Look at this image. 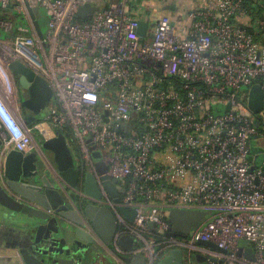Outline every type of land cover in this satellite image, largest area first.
<instances>
[{
    "label": "built area",
    "instance_id": "obj_1",
    "mask_svg": "<svg viewBox=\"0 0 264 264\" xmlns=\"http://www.w3.org/2000/svg\"><path fill=\"white\" fill-rule=\"evenodd\" d=\"M85 5L89 14L77 16ZM148 5L0 0V30L10 34L0 40V176L10 150L36 147L38 126L20 115L8 70L19 61L52 91L40 134L50 125L73 137L76 162L100 193L94 202L113 211L118 235L135 238L132 255L149 261L180 248L187 262L198 254L205 264H264V169L250 161L252 139H264V104L256 115L247 106L253 85L264 95V0H204L185 27L168 15L151 18ZM39 7L48 18L42 38L32 19L35 9L39 23ZM119 208L133 211V221ZM171 210L205 216L180 238L169 232Z\"/></svg>",
    "mask_w": 264,
    "mask_h": 264
},
{
    "label": "water",
    "instance_id": "obj_2",
    "mask_svg": "<svg viewBox=\"0 0 264 264\" xmlns=\"http://www.w3.org/2000/svg\"><path fill=\"white\" fill-rule=\"evenodd\" d=\"M35 12L32 10L33 25L42 38ZM89 12L90 5H85L78 9L77 16L84 18ZM154 25L151 23V27ZM146 29L147 24L140 23L138 34L143 36ZM8 70L14 75L17 86L26 93L21 102L29 112L25 124L37 122L52 98L51 88L42 77L19 61L11 62ZM263 104V92L255 84L250 88L247 106L256 115L261 112ZM31 138L36 146L34 150L30 153L10 150L0 176V206L4 219L35 233L34 238H26L27 243L20 250L24 264H90L89 258L99 250L100 244H104L113 256L109 264H147L143 254L131 253L135 238L130 234L118 235L119 224L113 211L95 204L100 193L93 175L87 172L83 186L77 185L79 165L63 132L55 130L52 137L43 140L35 139L31 133ZM45 151L52 156L48 168L55 175L54 182L38 164ZM102 180L114 202L119 203L115 181L106 175ZM118 211L133 221V211L124 208ZM204 216L202 212L171 210L168 213L169 232L187 238ZM200 244L216 248L210 243ZM164 257L161 264H183L180 248L169 250ZM195 259L199 264L205 262V258L198 254Z\"/></svg>",
    "mask_w": 264,
    "mask_h": 264
},
{
    "label": "crops",
    "instance_id": "obj_3",
    "mask_svg": "<svg viewBox=\"0 0 264 264\" xmlns=\"http://www.w3.org/2000/svg\"><path fill=\"white\" fill-rule=\"evenodd\" d=\"M148 3L149 5L146 6L147 11H151L153 8L156 7H160L161 9L165 7L164 5H167L168 11L175 10L177 6L186 7L185 12L187 14V12L192 8L202 5L204 3V0H179L175 3L172 0H163L162 3H160L159 0H148ZM52 136L53 134L50 133L47 138H50ZM262 142L263 139L261 137L256 136L252 139L250 161L252 167H262V169H264V160L259 158L258 154L256 153V149H254L253 147V144H256L258 146L259 143ZM254 152L256 153V155L253 154ZM42 166L47 172L46 174L48 175L50 181L54 182L55 175L53 171L43 163ZM34 235V231H27L24 228L15 226L12 223L7 222L2 215L0 206V264H24L20 255V250L23 247V244L27 243L26 238H34ZM98 249L99 250L94 251V253H92L91 257L89 258L90 264H109L110 260L113 259L111 252L107 249L104 244H100Z\"/></svg>",
    "mask_w": 264,
    "mask_h": 264
},
{
    "label": "rangeland",
    "instance_id": "obj_4",
    "mask_svg": "<svg viewBox=\"0 0 264 264\" xmlns=\"http://www.w3.org/2000/svg\"><path fill=\"white\" fill-rule=\"evenodd\" d=\"M160 3L163 2V0H159ZM174 3L179 0H172ZM165 7L162 8V9H165V13H167L171 18L172 20L175 22V24L177 25V27H185L186 26V23H187V20H186V7H180V6H177V8L173 11H168L167 10V5H164ZM162 9L160 11L159 14H162ZM38 16H39V24L41 26V29H42V32L44 33L46 30H47V22H48V18L45 14V10L42 9L41 7L38 8ZM8 38H10V34L8 33H5V32H1L0 30V40L1 41H6ZM15 92L17 93V97H18V92L16 90V86H15ZM45 113V112H44ZM44 113L40 115V118L37 120L36 124H37V129L33 132V136L35 139H37V137L39 136L40 138L42 137V135L40 134V131L43 129V118H44ZM23 116V115H22ZM259 118L261 120H264V108L259 116ZM258 123V120L254 119V124ZM48 132H51L53 134L54 130L53 128L49 125V128L46 130V134H45V138H47L50 133ZM41 139H44L41 138ZM68 143H69V146H70V149H71V152L73 154V157L75 158L76 161L79 160V154L77 152V149H76V146H75V141L73 139L72 136L68 137ZM253 147L254 149H256V153L258 154L259 158L264 160V139H263V142L262 143H259V145L257 146L256 144H253ZM256 153L254 152L253 154L256 155ZM146 241L147 242H150L152 244L154 243H158L157 240H155L154 238H152L151 236H146ZM153 252H157V246L153 247L152 248ZM164 252V255L168 252L167 250H163Z\"/></svg>",
    "mask_w": 264,
    "mask_h": 264
},
{
    "label": "flooded vegetation",
    "instance_id": "obj_5",
    "mask_svg": "<svg viewBox=\"0 0 264 264\" xmlns=\"http://www.w3.org/2000/svg\"><path fill=\"white\" fill-rule=\"evenodd\" d=\"M17 92H18V106H19V112H20V115L22 116V118H26L29 116V112L23 108L21 106V102H22V97L26 95L25 91H21L18 89L17 87ZM38 120V119H37ZM32 152V151H31ZM51 159H52V156L49 152L45 151L43 155L40 156V159H39V166H42V163L46 166H49L48 164H50L51 162ZM87 173V168L86 166L80 162L79 164V177H78V186L79 187H82L83 186V179H84V175ZM79 201V200H78ZM171 250V249H170ZM169 251V250H167ZM185 252H183V257H185ZM164 252L162 251V249H159L158 250V253H156L155 256H153L149 261H147V264H161L164 260ZM190 260L187 262L185 258H183V264H199L196 259H195V255H190ZM205 264V263H203Z\"/></svg>",
    "mask_w": 264,
    "mask_h": 264
},
{
    "label": "trees",
    "instance_id": "obj_6",
    "mask_svg": "<svg viewBox=\"0 0 264 264\" xmlns=\"http://www.w3.org/2000/svg\"><path fill=\"white\" fill-rule=\"evenodd\" d=\"M162 9V8H161ZM161 9H160V7H156V8H153L151 11H146V15H149L151 18H153V19H155V18H157L159 15H166L167 13H165V9H162V14H159L160 13V11H161ZM168 15V14H167ZM169 16V15H168ZM15 82H16V80H15ZM16 86H17V82H16ZM18 87V86H17ZM18 89L19 90H21V91H23L21 88H19L18 87ZM24 97V96H23ZM22 97V98H23ZM40 118V117H39ZM38 118V119H39ZM34 124V123H33ZM62 132L63 133H65L66 132V130H62ZM65 134H67V136L68 137H70L69 136V133H65ZM37 139L38 140H42L39 136L37 137Z\"/></svg>",
    "mask_w": 264,
    "mask_h": 264
}]
</instances>
